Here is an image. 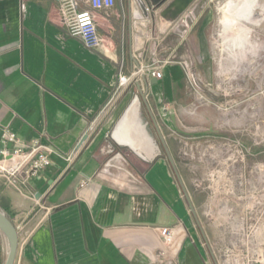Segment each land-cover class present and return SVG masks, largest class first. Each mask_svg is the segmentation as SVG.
I'll return each mask as SVG.
<instances>
[{"label":"crops","instance_id":"0c3cea01","mask_svg":"<svg viewBox=\"0 0 264 264\" xmlns=\"http://www.w3.org/2000/svg\"><path fill=\"white\" fill-rule=\"evenodd\" d=\"M146 5L117 0L111 10L93 11L103 39L93 51L68 35L57 0H0V133L9 129L22 143L53 151L51 165L21 189L0 176V209L35 229L16 262L210 264L142 97L165 103V126L150 109L172 153L168 117L182 96V66H165L161 80L144 74L118 88L120 72L129 76L156 60L155 46L176 26H166L157 10L145 15ZM177 226L185 229L183 245L175 260L162 261L158 229Z\"/></svg>","mask_w":264,"mask_h":264},{"label":"rangeland","instance_id":"374dc122","mask_svg":"<svg viewBox=\"0 0 264 264\" xmlns=\"http://www.w3.org/2000/svg\"><path fill=\"white\" fill-rule=\"evenodd\" d=\"M170 1L146 5L145 15L161 14ZM164 20L166 26L177 23L166 31L164 46H155L160 54L154 62L188 66L182 96L168 117L175 130L169 152L208 243L191 213L196 234L210 264L208 246L217 264L227 249L237 248L245 255L258 252L264 264V0H195L177 20ZM148 103L152 108L151 97ZM164 106L153 105L163 126ZM165 134L173 144V133ZM237 219L244 220L239 242L229 234ZM3 245L6 258L4 237Z\"/></svg>","mask_w":264,"mask_h":264},{"label":"built area","instance_id":"2783aa9c","mask_svg":"<svg viewBox=\"0 0 264 264\" xmlns=\"http://www.w3.org/2000/svg\"><path fill=\"white\" fill-rule=\"evenodd\" d=\"M57 3L59 11L66 24L68 35L71 38L80 40L86 49L93 51L99 50L103 46V39L101 38L98 27L95 23L93 11L111 10L116 6L117 0H57ZM145 12H148V8L145 9ZM173 63L176 62H164L161 65H158L156 61H153L145 66H140L129 76L120 72L118 77V88L119 90L126 89L135 78L144 74H149L155 79L161 80L163 78L162 69ZM177 63L182 66L185 75H188L187 64L185 62ZM0 143L3 145V148L0 149V176L8 179L11 184L18 189H21L29 179L36 177L51 165L50 154L53 151L50 146L43 145L39 141L26 145L9 129H3L0 133ZM8 143L14 144L16 148L13 150L8 149L6 147ZM22 145H26V149H23ZM18 175H21L22 181L16 185V183H13V178H16ZM253 208L254 207H251L252 211ZM48 213L49 211H47L46 215ZM240 216L238 218H243ZM238 220L239 219L235 222V231L229 230V234H235L237 241L239 242V237L242 240L244 238L243 229H241V222H244V220L240 219V222ZM14 224L19 235V248H22L30 241L35 229H27L26 223L23 219H20V221L15 222ZM158 230L161 240V260H175L186 236L185 229L182 226H177L173 228H161ZM256 240L254 239V242ZM247 253L248 254L245 255V251H240L238 248L236 251L227 249L222 257V263L262 264L263 257H261L258 252L255 251L254 253H250L249 251Z\"/></svg>","mask_w":264,"mask_h":264},{"label":"water","instance_id":"95a60500","mask_svg":"<svg viewBox=\"0 0 264 264\" xmlns=\"http://www.w3.org/2000/svg\"><path fill=\"white\" fill-rule=\"evenodd\" d=\"M167 1L170 0H150L151 5L157 6V7H161L163 6ZM195 0H171L170 3L168 4V6L162 11L161 16L164 19H169L170 21H175L177 20L180 16H182V14L184 12L187 11V9L194 3ZM153 83L156 84V80H153ZM143 100L145 101L147 110L149 112V115L152 119V122L154 124V127L157 131V134L159 136V139L164 147V150L166 152V155L168 157L169 163L174 171V174L176 175L178 182L185 194V197L188 201L189 207L191 209V212L193 213V216L195 218V221L197 223V225L200 228V231L203 235V238L205 239V242H207L206 236L204 234V231L200 225V222L198 220V217L196 215L195 209L192 206L189 197L187 196L186 190L184 188L183 182L181 180V177L179 175L178 169L176 167V164L166 146V143L164 141V138L162 136V133L160 131V128L158 126V123L154 117V115L152 114V111L150 109V106L148 105V103L146 102V96L142 95ZM0 232L2 233V235L5 237L6 241H7V245H8V253H7V259H6V263L5 264H15L16 262V258H17V254H18V250H19V235L17 232V229L14 225V223L12 222V220H10V218L0 209ZM209 247V246H208ZM210 249V247H209ZM210 253L213 256V260L215 262V264H217L216 259L213 255V253L210 250Z\"/></svg>","mask_w":264,"mask_h":264},{"label":"bare ground","instance_id":"6f19581e","mask_svg":"<svg viewBox=\"0 0 264 264\" xmlns=\"http://www.w3.org/2000/svg\"><path fill=\"white\" fill-rule=\"evenodd\" d=\"M232 4V3H231ZM229 11H230V8H229V6H227L226 8H225V12H226V15L227 16H229L228 14H229ZM144 13H146L145 12V9H144ZM242 14V13H241ZM131 110H133V109H131ZM136 110V109H135ZM130 115V114H129ZM136 119V118H135ZM140 121V120H139ZM126 125V124H125ZM139 126H140V124H139ZM140 129H142V128H140ZM130 141V140H129ZM131 142V141H130ZM129 142V143H130ZM125 144V143H124ZM151 152V151H150ZM148 155V154H147ZM150 155V154H149Z\"/></svg>","mask_w":264,"mask_h":264},{"label":"trees","instance_id":"16d2710c","mask_svg":"<svg viewBox=\"0 0 264 264\" xmlns=\"http://www.w3.org/2000/svg\"><path fill=\"white\" fill-rule=\"evenodd\" d=\"M7 215V214H6ZM9 217V215H7ZM11 220V219H10Z\"/></svg>","mask_w":264,"mask_h":264}]
</instances>
